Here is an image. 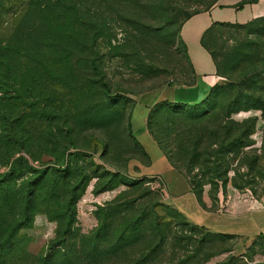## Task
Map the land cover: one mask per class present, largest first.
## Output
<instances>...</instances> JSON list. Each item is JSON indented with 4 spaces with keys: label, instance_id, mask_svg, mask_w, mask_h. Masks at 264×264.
Here are the masks:
<instances>
[{
    "label": "rangeland",
    "instance_id": "obj_1",
    "mask_svg": "<svg viewBox=\"0 0 264 264\" xmlns=\"http://www.w3.org/2000/svg\"><path fill=\"white\" fill-rule=\"evenodd\" d=\"M25 1L2 0V42L13 32L14 14ZM148 2L119 0L107 24L116 39L110 46L101 45L99 58H73L69 74L57 76L52 87L43 81V91L38 85L33 88L34 78L24 71L32 67L31 62L22 59L23 71L10 76V87L0 92V135L18 141L0 149V156L8 159L6 164L0 162V174L8 175L13 161L24 158L8 176L11 188L29 186L38 200L31 226L18 234L21 249L29 256L27 263L65 248L76 264H264V238H220L195 228L168 205L167 194L163 196L158 187L164 188L161 181L146 174L150 159L129 134L141 141L144 122L132 112L167 86L192 81L179 33L155 34L153 29L162 25L152 16ZM165 2L180 24L185 14L204 11L214 0ZM119 15L125 20H119ZM134 23L150 33L141 37ZM261 28H211L205 39L215 55L219 84L239 77L250 80L257 74L264 78ZM117 45L122 48L115 53L111 47ZM231 58L243 60L238 69L226 65ZM2 72L0 80L6 82ZM100 78L107 82L116 104L106 101L97 83ZM54 92L61 94L59 102L50 96ZM260 94L264 100V90ZM52 97L53 105L45 102ZM247 119L255 121L253 133L237 156L229 154L227 175L221 181L203 179L197 198L207 212L238 214L264 196V113L250 110L232 116L238 123ZM21 144L25 149H18ZM147 148L151 157L159 152L154 145ZM162 167L158 161L154 169ZM45 168L54 175L39 182L33 170ZM173 177L181 180L179 174ZM55 190L48 201L46 194ZM121 238L127 240L119 243Z\"/></svg>",
    "mask_w": 264,
    "mask_h": 264
},
{
    "label": "trees",
    "instance_id": "obj_2",
    "mask_svg": "<svg viewBox=\"0 0 264 264\" xmlns=\"http://www.w3.org/2000/svg\"><path fill=\"white\" fill-rule=\"evenodd\" d=\"M165 1L148 2L152 16L162 25L159 29H153L155 34L180 33L182 25L199 13L185 14L184 19L178 24L173 16L175 10L168 8ZM116 3H119V0H26L19 13L14 14L15 25L10 37L4 42L0 40V70H3L2 73L7 79L6 82L0 80V92H5L7 87H10V76H16L18 72L23 71L20 64L22 59L31 62L32 67L24 71L28 72L30 78H34L32 87L38 85L43 91L45 89L43 81L52 87L57 76L65 77L69 74L73 58H99L101 45L110 46L116 39L112 29L107 27L111 21L108 17H112L111 10ZM2 8L0 0V11ZM118 17L119 20H125L121 15ZM133 25L141 37H146V34L150 33L145 26L137 23ZM245 26H262L260 32L263 34L264 19L255 20ZM210 30L211 28L202 36L201 43L214 61L215 55L205 39ZM118 48L122 47L117 45L111 47V50L118 53ZM242 62L241 58H231L226 65L238 69ZM90 63L94 70H98L95 61ZM188 66L190 68L189 63ZM38 78L40 81L37 83ZM259 78L262 77L257 74L250 80L245 81L244 77H239L236 81L229 80L217 84L211 88L204 100L195 105L161 102L150 109L146 121L148 133L164 153L171 167L187 181L197 201L204 177L212 181H221L230 170L229 154L234 153L237 156L246 145L245 138L253 133L254 120L247 119L238 123L232 120V116L250 110L264 113V100L260 94V91L264 90V78L260 81ZM97 83L106 101L111 105L116 104L117 100L104 78H100ZM259 84L263 86H258ZM50 96L58 97V102L62 98L58 92L50 93ZM52 99L53 97L45 98V102L53 105ZM129 134L133 142L140 146L132 133ZM13 142L18 143L15 136L6 140L0 135V149L16 146ZM18 149H25V144L18 146ZM141 149L143 150L142 147ZM144 153L147 156L145 151ZM22 160L24 158L19 157L13 161L8 175L0 174V264H76L65 248L38 256L27 263L29 256L22 251V241L18 234L22 229L31 226L35 214L34 205L38 200L35 190L29 186L17 189L13 186L12 189L11 178L8 177ZM7 161L4 156H0L1 163L6 164ZM33 161L38 160L33 158ZM33 171L38 174L39 182L49 181L54 173L47 168ZM58 172L65 173L64 170ZM46 195H49L47 200L51 201L56 195V190ZM74 202L75 200L71 204ZM72 217L71 215L67 222L68 227L72 225ZM194 227L205 229L195 225ZM213 234L220 238L236 237ZM258 237L264 238L262 235ZM126 240L121 238L119 243Z\"/></svg>",
    "mask_w": 264,
    "mask_h": 264
},
{
    "label": "crops",
    "instance_id": "obj_3",
    "mask_svg": "<svg viewBox=\"0 0 264 264\" xmlns=\"http://www.w3.org/2000/svg\"><path fill=\"white\" fill-rule=\"evenodd\" d=\"M258 19H264V0H216L208 9L190 17L182 25L179 37L191 68V83L167 86L159 95L150 96L144 103H138L132 112V116L139 114L144 122L142 140L136 137L135 139L151 162L146 174L161 181L167 193L168 205L192 225L203 227L212 233L232 235L244 240L264 236V196L259 199L256 206L242 210L238 214L223 215L221 210L205 211L199 205L187 181L171 167L164 153L148 133L146 121L150 109L157 103L195 105L204 100L211 88L220 83L214 61L201 43L202 36L207 30L219 25L245 26ZM150 144L159 151L154 153L153 157L147 148ZM158 161L163 163V169H154ZM165 173L170 176L166 177ZM177 174L181 176V180L173 177Z\"/></svg>",
    "mask_w": 264,
    "mask_h": 264
},
{
    "label": "built area",
    "instance_id": "obj_4",
    "mask_svg": "<svg viewBox=\"0 0 264 264\" xmlns=\"http://www.w3.org/2000/svg\"><path fill=\"white\" fill-rule=\"evenodd\" d=\"M157 182H158V181H157ZM158 187L160 188L161 192L163 193V196L167 194V193L164 192L165 189H164L163 187H161L160 185H158ZM163 189H164V190H163ZM165 191H166V190H165Z\"/></svg>",
    "mask_w": 264,
    "mask_h": 264
}]
</instances>
